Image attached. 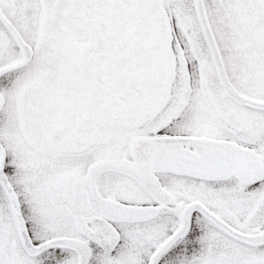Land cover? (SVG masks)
<instances>
[{"label":"snow or ice","instance_id":"6c2138e0","mask_svg":"<svg viewBox=\"0 0 264 264\" xmlns=\"http://www.w3.org/2000/svg\"><path fill=\"white\" fill-rule=\"evenodd\" d=\"M0 264H264V0H0Z\"/></svg>","mask_w":264,"mask_h":264}]
</instances>
